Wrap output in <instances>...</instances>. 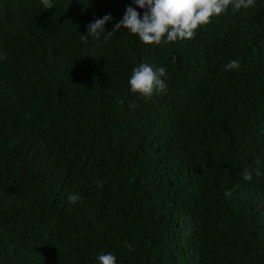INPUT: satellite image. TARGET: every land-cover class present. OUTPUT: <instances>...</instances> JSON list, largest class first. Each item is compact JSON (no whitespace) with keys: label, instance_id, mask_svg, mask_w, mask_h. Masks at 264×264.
<instances>
[{"label":"trees","instance_id":"1","mask_svg":"<svg viewBox=\"0 0 264 264\" xmlns=\"http://www.w3.org/2000/svg\"><path fill=\"white\" fill-rule=\"evenodd\" d=\"M130 3L0 0V264H264V0L186 41L85 36ZM140 63L166 91L129 90Z\"/></svg>","mask_w":264,"mask_h":264},{"label":"clouds","instance_id":"2","mask_svg":"<svg viewBox=\"0 0 264 264\" xmlns=\"http://www.w3.org/2000/svg\"><path fill=\"white\" fill-rule=\"evenodd\" d=\"M256 0H131L125 6V11L118 23L112 25L110 31H105V25L112 22L111 14H105L86 25V37L104 43L113 33L123 28L128 33L138 37L146 45H161L175 43L181 40H190L195 36L198 26L211 23L213 18L232 9H248ZM44 10L53 9L56 0H40ZM137 9L142 10L138 12ZM0 53V61L5 59ZM225 70L239 69L240 62L231 59L225 64ZM168 76L165 67H153L148 63H140L132 68L127 81L129 90L145 98L167 89ZM242 179L252 180V173L244 171ZM79 199L78 194L68 197L69 202ZM96 264H116L117 257L111 252H101L95 255Z\"/></svg>","mask_w":264,"mask_h":264}]
</instances>
